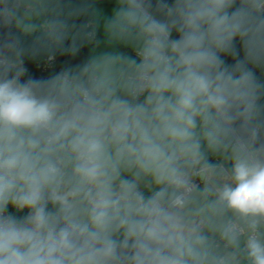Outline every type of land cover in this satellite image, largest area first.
Wrapping results in <instances>:
<instances>
[{
  "label": "clouds",
  "instance_id": "1",
  "mask_svg": "<svg viewBox=\"0 0 264 264\" xmlns=\"http://www.w3.org/2000/svg\"><path fill=\"white\" fill-rule=\"evenodd\" d=\"M105 2L0 0V264H264V0Z\"/></svg>",
  "mask_w": 264,
  "mask_h": 264
},
{
  "label": "trees",
  "instance_id": "2",
  "mask_svg": "<svg viewBox=\"0 0 264 264\" xmlns=\"http://www.w3.org/2000/svg\"><path fill=\"white\" fill-rule=\"evenodd\" d=\"M80 21H77V23H79ZM88 55V49L84 48L81 50V53L75 58H71V57H59L58 61H57V66H56V70H60L65 66V62H67V64L69 65H74L76 63H80L82 62L84 59L87 58Z\"/></svg>",
  "mask_w": 264,
  "mask_h": 264
},
{
  "label": "crops",
  "instance_id": "3",
  "mask_svg": "<svg viewBox=\"0 0 264 264\" xmlns=\"http://www.w3.org/2000/svg\"><path fill=\"white\" fill-rule=\"evenodd\" d=\"M169 3L172 2V0H168ZM113 3V0H106L105 3H101L98 5V7H100L101 9L104 10L105 14H110V5ZM0 32H3V29H0ZM239 43L237 42V48L239 49ZM241 57H242V52H241ZM226 60L229 64L233 63L231 57H226ZM50 74V73H49ZM9 211H14L11 208L9 209Z\"/></svg>",
  "mask_w": 264,
  "mask_h": 264
}]
</instances>
